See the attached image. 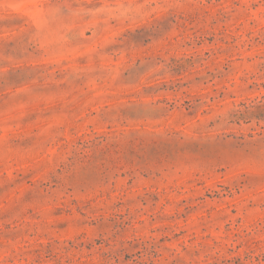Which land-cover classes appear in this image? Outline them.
Masks as SVG:
<instances>
[{"label": "rangeland", "instance_id": "374dc122", "mask_svg": "<svg viewBox=\"0 0 264 264\" xmlns=\"http://www.w3.org/2000/svg\"><path fill=\"white\" fill-rule=\"evenodd\" d=\"M0 264H264V0H0Z\"/></svg>", "mask_w": 264, "mask_h": 264}]
</instances>
